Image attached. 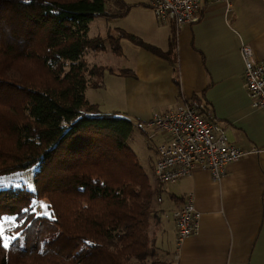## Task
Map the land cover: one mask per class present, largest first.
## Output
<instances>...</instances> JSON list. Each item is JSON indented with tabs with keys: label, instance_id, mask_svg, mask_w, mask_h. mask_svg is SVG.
Returning <instances> with one entry per match:
<instances>
[{
	"label": "trees",
	"instance_id": "16d2710c",
	"mask_svg": "<svg viewBox=\"0 0 264 264\" xmlns=\"http://www.w3.org/2000/svg\"><path fill=\"white\" fill-rule=\"evenodd\" d=\"M128 12L124 0H0V176L34 170V189H0V222L19 223L7 247L0 232V264L175 262L161 258L150 233L162 185L130 145L146 123L136 128L86 96L107 72L88 54L120 56L123 39L147 46L122 29L89 37L96 17ZM149 49L172 64L178 82L175 53ZM189 102L206 115L201 99ZM37 201L48 203L47 214H35Z\"/></svg>",
	"mask_w": 264,
	"mask_h": 264
},
{
	"label": "crops",
	"instance_id": "0c3cea01",
	"mask_svg": "<svg viewBox=\"0 0 264 264\" xmlns=\"http://www.w3.org/2000/svg\"><path fill=\"white\" fill-rule=\"evenodd\" d=\"M124 1L129 12L123 18L136 11L135 23L118 29L147 46L129 40L131 44L125 45L123 39L120 56L110 49L86 56L90 65L107 69L99 89L112 93L108 87L116 80L121 87V110L111 113L126 115L139 128V122L147 123L154 111L174 109L184 99L198 98L206 115H213L225 129L229 142L247 152L227 167L221 180L197 170L169 184L171 200L165 208L158 207L152 220L157 230L152 237H158L161 244L165 235H171L174 247L171 251L157 247L158 253L162 251L168 261L173 260L177 236L174 212L192 196L201 213L199 231L184 242L177 264H264V110L252 106L240 52L243 44H249L256 58L264 59V0H234L230 11L223 3L205 1L201 20L179 28L172 21L159 22L149 0ZM150 47L175 53L178 82L172 64ZM111 54L121 58L122 64L115 66ZM90 55L99 63L89 62ZM122 70L135 76L121 75ZM86 96L91 103H98L91 101L88 93ZM144 132L157 140V160L160 138H153L150 128L145 127Z\"/></svg>",
	"mask_w": 264,
	"mask_h": 264
},
{
	"label": "built area",
	"instance_id": "2783aa9c",
	"mask_svg": "<svg viewBox=\"0 0 264 264\" xmlns=\"http://www.w3.org/2000/svg\"><path fill=\"white\" fill-rule=\"evenodd\" d=\"M205 1L220 2L231 9L234 0H149V7L159 22L172 21L176 28L201 20ZM243 80L254 108L264 110V59L258 60L249 44L241 47ZM160 138L154 173L158 184H174L195 171L209 172L221 180L227 167L247 152L231 144L225 129L211 115H202L188 100L170 110H157L146 123ZM259 152V151H258ZM159 201H161L159 199ZM177 228L175 262L184 242L199 231L201 213L192 196L174 212Z\"/></svg>",
	"mask_w": 264,
	"mask_h": 264
},
{
	"label": "rangeland",
	"instance_id": "374dc122",
	"mask_svg": "<svg viewBox=\"0 0 264 264\" xmlns=\"http://www.w3.org/2000/svg\"><path fill=\"white\" fill-rule=\"evenodd\" d=\"M142 8V7H141ZM139 10V9H136ZM141 10V9H140ZM132 11V10H131ZM135 12L132 11L126 18H119V19H108L105 17L98 16L96 19L91 23L90 25V31H89V37L94 38L97 36H102L103 38H107L109 34L111 35H117L118 28L120 27H127L128 24L130 25L131 22L135 23L133 20L135 19ZM132 14V15H131ZM123 41V40H122ZM124 44H131L128 42V40H124ZM102 53V52H100ZM94 54V53H90ZM111 58L113 59L114 65L122 64L121 58H118L117 56L111 54ZM92 55L88 56L87 59L91 63H99V60H96ZM103 61V59H101ZM93 61V62H92ZM112 80H116L115 78H112ZM109 91L111 90L112 93H106L103 89L88 90V98L91 101L98 102L97 104L100 105V109L104 111L105 113H111L113 110H121V96L123 97L122 91L120 92V85L118 81H113L112 84H109ZM109 94V95H108ZM133 139L130 141V145L132 149L136 152V154L139 157V161L141 165L145 168V170L149 173V177L151 182L155 180L156 182V176L155 173L151 171V168H153V165L156 163V152L154 150V145L157 142L156 139H150L148 136H146L144 133H142L139 130H135ZM149 147V149H148ZM154 163V164H153ZM33 173L34 170L24 171V172H17L8 176H0V189L7 188L9 186H21L24 185L28 188L34 189V179H33ZM175 184V183H174ZM171 185L164 184L162 186V191L160 197L164 199L163 203H159L158 199L155 201V206L157 207H163L165 208L168 204L170 199L169 194V187ZM44 205L48 206V203L46 201H37L34 205V211L35 214L40 216L44 215L45 211L48 213V207L47 210L43 207ZM18 222L16 219L13 218H5L0 222V232L3 234L5 238V242L7 245L11 243V241L18 236V231L16 232V227L18 226ZM156 226L154 222L151 223V231L150 233L153 235L156 231ZM155 242V246L161 247L162 251L168 249L171 251L174 247L173 239L170 235L168 237L165 235V238L161 240V244L158 243L159 238L157 237V240L152 238ZM161 251V250H160ZM161 253V258H164L165 260H168V257L165 256L164 252ZM160 255V254H159ZM175 256V253H174Z\"/></svg>",
	"mask_w": 264,
	"mask_h": 264
},
{
	"label": "snow or ice",
	"instance_id": "6c2138e0",
	"mask_svg": "<svg viewBox=\"0 0 264 264\" xmlns=\"http://www.w3.org/2000/svg\"><path fill=\"white\" fill-rule=\"evenodd\" d=\"M43 207L45 208V210H47V207H48V206H47V205H44ZM44 214H47V211H45V213H44ZM7 246H8V245H7V244H5V247H7Z\"/></svg>",
	"mask_w": 264,
	"mask_h": 264
}]
</instances>
